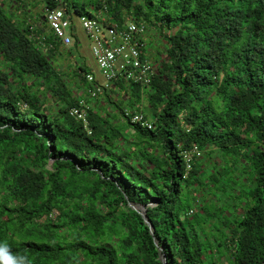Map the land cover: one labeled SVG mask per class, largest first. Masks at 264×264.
<instances>
[{"label":"trees","instance_id":"trees-1","mask_svg":"<svg viewBox=\"0 0 264 264\" xmlns=\"http://www.w3.org/2000/svg\"><path fill=\"white\" fill-rule=\"evenodd\" d=\"M60 5L72 22L143 21L165 54L150 84L116 83L126 99L106 92L114 113L89 109L85 127L68 114L76 99L44 15L33 27L0 8V241L30 264H163L161 252L166 264H264V0ZM36 81L61 102L55 113ZM143 89L151 129L124 115ZM193 145L202 154L186 172L180 151Z\"/></svg>","mask_w":264,"mask_h":264},{"label":"built area","instance_id":"built-area-1","mask_svg":"<svg viewBox=\"0 0 264 264\" xmlns=\"http://www.w3.org/2000/svg\"><path fill=\"white\" fill-rule=\"evenodd\" d=\"M58 5L44 9L43 19L51 29L54 39L62 46H69L75 35V24L60 5L62 0H56ZM89 40L92 58L100 72L98 79L93 72H81L83 84L75 96L76 103L69 109V116L88 126V110L90 104L86 96L93 100L102 96L114 87L116 83L148 85L156 72L155 64L147 52L145 33L146 23L126 20L122 24L106 18L102 11L95 16H74ZM38 39H43L39 35ZM52 47V45H50ZM44 50L47 47H43ZM124 115L134 123L151 129L152 122L141 112H131L124 108ZM202 154L198 145L180 151L186 172L190 170L195 159ZM193 213L192 210L189 214Z\"/></svg>","mask_w":264,"mask_h":264},{"label":"rangeland","instance_id":"rangeland-1","mask_svg":"<svg viewBox=\"0 0 264 264\" xmlns=\"http://www.w3.org/2000/svg\"><path fill=\"white\" fill-rule=\"evenodd\" d=\"M43 1L44 0H13L12 2V0H10L8 7L10 12L7 13L9 15H12L14 20L23 22L24 24L30 23L33 27H38L40 21L42 20V16L44 15ZM10 3H13V7L10 6ZM74 24L75 35L72 43L69 46L60 45V48L58 50L59 53L52 56L51 60L57 73H59L60 77H62V79L71 88L73 96H77L80 94L78 91L80 78L74 74L78 70L76 62H79L82 59L84 60L86 66L89 68V72H93L97 76L100 75V72L97 69V66L92 58L89 40L86 38L77 18L74 20ZM144 38L147 43V52L150 60L153 62V64H155V67H157L160 60L165 54L164 51L166 44L163 38L159 35L158 31L150 26L147 27ZM65 49H71V53H65ZM44 51L46 54H51L49 53V51H47V49ZM31 79L33 80V77ZM31 79L29 78L30 82L32 81ZM30 82V89L37 95H39V97L41 98V102L45 103L49 110L55 113L58 107H61V102L50 95L49 91L46 88L42 87L39 83H37V81L35 84H31ZM147 89L148 88H146V90ZM146 90L143 89L142 97L137 104V111L142 112L143 114L146 113V115H148L150 103L146 95ZM124 96L123 94L120 96L114 95L109 97L108 99L111 100V103L112 101L119 103V101H124L126 99L124 98ZM111 103L108 102V105L110 104L109 106H111ZM107 113H109V111ZM130 133L131 131L128 134ZM130 138L131 137H129V139ZM50 162L52 161L50 160ZM196 210L199 211L198 208H196ZM196 210L194 208L193 213ZM56 213L57 212L54 211L53 216L56 215ZM193 213H190V215H192Z\"/></svg>","mask_w":264,"mask_h":264},{"label":"crops","instance_id":"crops-1","mask_svg":"<svg viewBox=\"0 0 264 264\" xmlns=\"http://www.w3.org/2000/svg\"><path fill=\"white\" fill-rule=\"evenodd\" d=\"M9 1L10 0H0V8H2L6 13L7 12L8 13L10 12L9 9H8V7H9ZM12 2H13V0H12ZM12 5H13V3H10V6L11 7H13ZM76 66L78 68V67L86 66V64L84 63V60L81 59L79 62H76ZM77 71L80 72V74H81V69L80 68ZM95 76L98 79H100V77L97 76L96 74H95ZM81 81L79 83V87H78L79 89L81 88V86L83 84V80H81ZM118 90H120V89H118V88H115V89L114 88H111L110 90H108L106 92L108 93V96H110V97L111 96H114V95L120 96L122 94H123V96L125 95L124 98L127 97V95H128L127 94L128 93L127 90L121 89V91H120L121 93H119ZM105 93H104V95H102V96H100V97H98L96 99H93V100L89 99L87 96H86V99H87L88 103L90 104V109L91 110L98 111L103 116H108L109 114L112 115L114 113V110H113V106L112 105L111 106H109L110 104L108 105V102L106 101ZM108 111H109V113H107ZM109 118H112V117L109 116ZM111 121H115V120H112L111 119Z\"/></svg>","mask_w":264,"mask_h":264},{"label":"clouds","instance_id":"clouds-1","mask_svg":"<svg viewBox=\"0 0 264 264\" xmlns=\"http://www.w3.org/2000/svg\"><path fill=\"white\" fill-rule=\"evenodd\" d=\"M0 264H30V261L24 255H13L8 243L0 241Z\"/></svg>","mask_w":264,"mask_h":264},{"label":"water","instance_id":"water-1","mask_svg":"<svg viewBox=\"0 0 264 264\" xmlns=\"http://www.w3.org/2000/svg\"><path fill=\"white\" fill-rule=\"evenodd\" d=\"M129 206L132 207L133 209H135L136 211L140 212L144 222L146 223V225L149 226L150 231L153 234V226H152L151 222L149 221V219L146 216V212H145L144 207L143 206H136V205L131 204V203H129ZM160 250H162V247H160ZM160 259H161L163 264H166V255H165L164 252H161Z\"/></svg>","mask_w":264,"mask_h":264}]
</instances>
